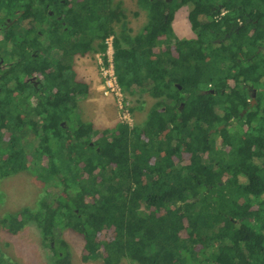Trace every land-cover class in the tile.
Wrapping results in <instances>:
<instances>
[{
    "label": "trees",
    "instance_id": "obj_1",
    "mask_svg": "<svg viewBox=\"0 0 264 264\" xmlns=\"http://www.w3.org/2000/svg\"><path fill=\"white\" fill-rule=\"evenodd\" d=\"M137 1L148 20L120 38L113 0H0V178L31 170L48 188L0 223H35L51 264H72L65 226L83 261L264 264V0H192L181 39L165 9L189 0ZM108 36L121 91L156 100L99 131L79 117L72 62Z\"/></svg>",
    "mask_w": 264,
    "mask_h": 264
},
{
    "label": "rangeland",
    "instance_id": "obj_2",
    "mask_svg": "<svg viewBox=\"0 0 264 264\" xmlns=\"http://www.w3.org/2000/svg\"><path fill=\"white\" fill-rule=\"evenodd\" d=\"M113 6L116 16L120 18L119 22L113 23V27L120 38V34L124 30L133 36L148 20L146 10L138 5L137 0H113ZM193 8L194 3L189 0L178 8L168 5L165 9V12L170 15L172 30L177 38H193L195 36L188 18L189 12ZM2 35L3 30L0 29V38ZM105 55L107 54L105 53ZM104 62L103 53L98 50L87 52L82 56H74L72 72L75 80L85 85V91L77 99L80 119L92 123L94 129L99 131L120 122H127L130 125L142 122L156 99L147 92L134 95L121 92L120 100L113 93L106 94L103 69L106 70L107 65ZM75 116V113L71 114L72 120L75 119ZM224 127L222 126L220 129ZM227 128L231 131L236 129V127L233 130L232 127ZM228 129L226 132L231 133ZM3 139H8L7 133H4ZM222 149L228 150V145ZM182 158L186 160L187 155ZM46 161V158H43V162ZM47 191L48 188L37 180L31 170H22L1 177L0 219L5 213H13L24 207H36L41 196L45 195ZM56 236L67 243L72 264H103L101 258L87 261L81 259L84 238L73 228L66 226L60 228V230H56ZM0 255L8 257L11 264H51V249L42 238L40 229L35 223H27L15 233L5 230L0 223ZM121 264L134 263L123 259Z\"/></svg>",
    "mask_w": 264,
    "mask_h": 264
},
{
    "label": "built area",
    "instance_id": "obj_3",
    "mask_svg": "<svg viewBox=\"0 0 264 264\" xmlns=\"http://www.w3.org/2000/svg\"><path fill=\"white\" fill-rule=\"evenodd\" d=\"M105 43L107 45V49L105 52L107 55H105V56L108 57V58H106V61L104 62L105 65H107V69L106 70L103 69V78L105 79V85H106L105 93L106 94L108 92L113 93L120 100V96L122 95L121 94L122 91H121L120 87L118 86L117 79H116V76L114 73L113 63H112V52H113L112 36L107 37L105 39Z\"/></svg>",
    "mask_w": 264,
    "mask_h": 264
},
{
    "label": "flooded vegetation",
    "instance_id": "obj_4",
    "mask_svg": "<svg viewBox=\"0 0 264 264\" xmlns=\"http://www.w3.org/2000/svg\"><path fill=\"white\" fill-rule=\"evenodd\" d=\"M223 1L224 0H214L213 1V3L214 4H216L218 7H222V4H223ZM215 8V7H214ZM216 9V8H215ZM224 10H226L225 8H223ZM50 14H52V11L51 10H49L48 11ZM220 15H222V14H220ZM58 18H60L61 16H57ZM8 20V19H7ZM237 22H238V25H242V19L241 18H238L237 19ZM62 23H63V21H62ZM237 28L235 27V30H236ZM258 48H259V46H258ZM257 48V49H258ZM0 66H1V64H2V60L0 59ZM30 77H28L27 79H29ZM33 86H34V84L33 83H31ZM36 88V87H35ZM36 89H38V91H39V88L37 87ZM250 91H252V98L250 99V102H251V104H254V99H253V97H254V95H255V89H251L250 88ZM254 94V95H253ZM244 111V110H243ZM222 126H224V125H222ZM212 131H213V129H212Z\"/></svg>",
    "mask_w": 264,
    "mask_h": 264
},
{
    "label": "water",
    "instance_id": "obj_5",
    "mask_svg": "<svg viewBox=\"0 0 264 264\" xmlns=\"http://www.w3.org/2000/svg\"><path fill=\"white\" fill-rule=\"evenodd\" d=\"M27 81L28 82H30V83H33L34 84V87H38V85H39V81L36 79V76H31L29 79H27ZM254 95V94H253ZM222 126H220V128H221ZM219 128V129H220Z\"/></svg>",
    "mask_w": 264,
    "mask_h": 264
},
{
    "label": "clouds",
    "instance_id": "obj_6",
    "mask_svg": "<svg viewBox=\"0 0 264 264\" xmlns=\"http://www.w3.org/2000/svg\"><path fill=\"white\" fill-rule=\"evenodd\" d=\"M109 37V36H108Z\"/></svg>",
    "mask_w": 264,
    "mask_h": 264
}]
</instances>
